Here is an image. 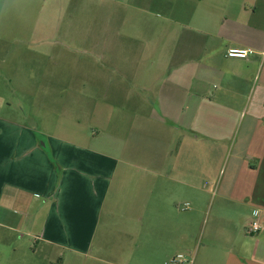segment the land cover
Here are the masks:
<instances>
[{
  "label": "crops",
  "instance_id": "obj_1",
  "mask_svg": "<svg viewBox=\"0 0 264 264\" xmlns=\"http://www.w3.org/2000/svg\"><path fill=\"white\" fill-rule=\"evenodd\" d=\"M73 1L0 0V264H264V0H180L176 12L178 0H111L95 15L119 16L122 30L103 25L70 69L76 127L98 121L64 137L10 97L33 105L60 79L47 33L63 30ZM152 5L167 24L184 15L188 34L163 58L127 55L126 38L139 39L119 33L168 26L150 25ZM255 212L262 229L249 235Z\"/></svg>",
  "mask_w": 264,
  "mask_h": 264
},
{
  "label": "rangeland",
  "instance_id": "obj_2",
  "mask_svg": "<svg viewBox=\"0 0 264 264\" xmlns=\"http://www.w3.org/2000/svg\"><path fill=\"white\" fill-rule=\"evenodd\" d=\"M175 4L174 12L178 11V9L185 6L181 3L180 0L173 1ZM112 4L111 0H75L73 1V5H71V8L67 13L62 17L63 20V30L56 33H47V41H53L56 42V50L51 52V48L47 46L46 52L51 55L60 56L62 58V64H61V75L59 80L48 81L46 83V95L44 97H38V103L35 102V104L31 105H25L21 101V97H10V100L16 105L18 102H21L22 105L27 109L28 106H31V109L38 110L39 115L41 117V125L47 124L49 126H52L50 128L45 127V130L51 131L53 134L61 135L64 137L70 136L71 131H77V133L74 136L83 135L84 131H87V133H92V129L90 126H93L96 124L95 121H98V113H95L94 116L88 117L87 119H90L89 122H83L82 128L78 129L75 125V120L72 118L73 116V109L70 105V99L73 97L69 96L68 89H71V67L73 64L71 63L73 59H81L86 57V50H87V44L91 41H102L105 37V33L102 31V26L109 24L114 27H120L122 30V21L119 19V16H102V15H95L96 13L100 12L104 8L110 6ZM83 7L85 10V14L79 13L77 10L74 13V10L76 8ZM118 9V8H116ZM93 12L92 14H90ZM162 11L159 9H156L155 6L152 5L151 8V14L147 15L150 25H154L157 27L160 26H166V28H160L158 31L152 32V31H138V32H122L119 33L121 36H127L128 34H131V36H136L139 39V42H136L138 44V47L133 48L130 47V43H134L131 41L130 38H126L125 42L127 44V48H125L127 55L132 54H138L142 55V57H152L153 59H159L165 57V49H164V43L171 39H185V34H188V32L185 31V16L179 13V21L178 25L175 26L174 24H171V22H166L167 18L164 16ZM78 13V14H77ZM185 14V13H184ZM183 17H182V16ZM143 18V17H142ZM173 18H178L173 17ZM136 19V17H135ZM75 22L77 26H82L79 29L75 31H68L66 28H69V24L72 22ZM136 22V21H135ZM141 25L140 23H137ZM93 26V31L87 32L84 30L85 26ZM144 25V24H142ZM147 25V24H146ZM98 27V29H94ZM128 27V26H127ZM142 27V26H140ZM129 28V27H128ZM120 40H123L120 38ZM87 41V44H86ZM150 41H156L159 43V47L156 49H151L149 47H145V42ZM140 46V47H139ZM150 66V65H146ZM154 67V65H152ZM158 67L160 65L158 64ZM150 69L148 68L147 71ZM154 71V70H152ZM157 74L159 77L162 75L161 70H157ZM162 79L158 80V88L157 93L160 96L159 89L162 84ZM75 83V87L73 88H79L81 86V81H73ZM52 85V86H51ZM211 89L213 90V86H211ZM54 92V95L53 93ZM51 93V94H50ZM103 97L98 96L96 97L98 103H102ZM156 98V97H155ZM111 100L115 104H118L117 99L118 97H110ZM121 99V98H120ZM110 115V118L112 121H119L123 119L124 115L126 116V120H129V117L133 118L136 113L134 112H117L113 111L108 113ZM145 115V113L142 114V116ZM40 119V118H39ZM44 130V127H41ZM172 146L171 144H168L167 142L160 143V146ZM89 146V145H85ZM197 144L195 142L191 143H185V151L194 153L197 152ZM162 151L159 149V152ZM208 220V219H207ZM206 220V221H207ZM15 243H18L14 240ZM25 242V241H24ZM31 241V245H32ZM21 244V242H19ZM25 247V244L24 246ZM183 252V251H182ZM184 255V254H183ZM31 264H37L36 262H44V260L34 257L30 255Z\"/></svg>",
  "mask_w": 264,
  "mask_h": 264
},
{
  "label": "built area",
  "instance_id": "obj_3",
  "mask_svg": "<svg viewBox=\"0 0 264 264\" xmlns=\"http://www.w3.org/2000/svg\"><path fill=\"white\" fill-rule=\"evenodd\" d=\"M253 51L251 50H244V49H229L226 53L227 57L229 58H236V59H247ZM188 204H185L183 207V210L188 209ZM254 219L250 223L247 233L249 235H257L261 231V224L259 222V212L254 213ZM190 260L183 254H178L175 257H173L170 261V264H189Z\"/></svg>",
  "mask_w": 264,
  "mask_h": 264
}]
</instances>
